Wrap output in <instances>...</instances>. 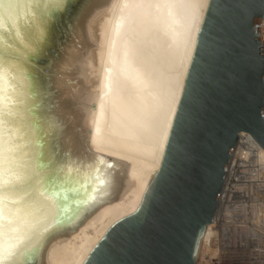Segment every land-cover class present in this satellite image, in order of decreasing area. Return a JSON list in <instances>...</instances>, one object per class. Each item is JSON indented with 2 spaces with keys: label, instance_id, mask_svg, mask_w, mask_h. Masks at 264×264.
<instances>
[{
  "label": "water",
  "instance_id": "water-1",
  "mask_svg": "<svg viewBox=\"0 0 264 264\" xmlns=\"http://www.w3.org/2000/svg\"><path fill=\"white\" fill-rule=\"evenodd\" d=\"M118 2L76 0L83 5L80 22L69 15L62 18L75 28V66L71 80H65L80 99L76 127L88 141L107 34ZM218 3L220 0L209 1L204 21ZM228 3L233 25L224 34L218 83L210 93L199 127L191 134L190 159L176 157L168 163L171 180L148 210L139 240H134L120 257L124 264H169L177 251L186 264H197L200 243L214 222L213 214L238 135L250 134L264 150V129L257 119V114L264 117V46L260 45L264 0ZM20 5L11 18L0 23V53L7 54V67L12 69L5 81L3 108L11 115L3 128L4 147L17 159H31L33 166H40L55 181L52 188L47 182L41 184L40 190L49 194L54 190L58 194L52 217L41 225L30 244L22 246V264H32L33 260L35 264H88L114 228L139 214L149 188L165 167V152L161 165L156 166L90 146L105 160L101 169L105 185H97L91 170L68 153H64L59 170L52 175L48 165L54 141L44 130L54 128L59 132L61 121L54 109L50 107L45 112L38 100L21 108L20 77L15 70L20 64H27L34 72L46 70V63L54 55L50 51L54 47L52 40L61 38L60 29L43 45V55L34 53L30 39L34 9L30 0H20ZM32 56H39V62L30 59ZM109 163L114 167L108 168ZM10 176L13 185L22 184L23 168L14 167ZM8 180L6 175L5 181ZM20 195L18 191L11 193L13 199ZM52 219L59 221L58 226L48 227Z\"/></svg>",
  "mask_w": 264,
  "mask_h": 264
},
{
  "label": "snow or ice",
  "instance_id": "snow-or-ice-1",
  "mask_svg": "<svg viewBox=\"0 0 264 264\" xmlns=\"http://www.w3.org/2000/svg\"><path fill=\"white\" fill-rule=\"evenodd\" d=\"M20 6V0H0V23L11 18L13 11ZM30 6L34 9L35 20L30 33L32 51L43 55V45L50 40L57 28L60 29L61 38L52 40L54 47L50 51L54 55L46 63V70L34 72L27 64L17 65L15 71L20 77L18 95L21 108L38 100L45 112L51 107L58 113L56 118L62 124L60 131L57 132L54 128L44 130L45 135L54 141L48 165L53 176L63 162L64 153H68L76 162L91 170L97 185H105L107 181L101 171L105 160L92 150L83 131L76 127L75 116L81 102L65 80L67 77L70 81L72 77L76 41L73 39L74 25L64 23L62 18L69 15L73 21L79 23L83 5H78L76 0H30ZM230 8L228 0H220V3L214 4L203 28L198 29V40L194 44L190 42L185 50L169 94L168 115L173 119L171 133L166 140L165 167L149 188L143 207L138 215L132 216L112 230L92 254L88 264H124L120 257L134 240H139L140 229L147 220L148 210L171 180L168 163L176 157L190 159L191 134L199 127L208 108L210 93L218 83V68L224 52V34L233 25ZM30 59H37L39 62V56H32ZM8 61L7 54L0 53V264H22V246L30 244L41 225L52 217L53 209L58 206V194L54 190L50 194L40 190L39 186L45 182L49 188L55 184L40 166H33L31 159H17L11 155L10 149L6 150L4 147L3 128L11 115L3 108L5 81L9 79V72L12 71L7 67ZM257 119L264 129V117L257 114ZM40 147L43 153V145ZM14 167L23 168L24 178L20 185L11 183L10 174ZM107 167L112 168L114 164L109 163ZM6 175L9 176L7 182ZM206 176L211 182V176L207 173ZM13 191L21 193L19 198H12ZM9 204L15 207H7ZM58 224V220L52 219L48 227L54 228ZM32 264H35V260ZM169 264L186 262L177 251Z\"/></svg>",
  "mask_w": 264,
  "mask_h": 264
},
{
  "label": "bare ground",
  "instance_id": "bare-ground-1",
  "mask_svg": "<svg viewBox=\"0 0 264 264\" xmlns=\"http://www.w3.org/2000/svg\"><path fill=\"white\" fill-rule=\"evenodd\" d=\"M209 1L119 0L106 39L90 146L161 165L173 119L171 86L186 48L197 41ZM237 147L219 202L238 194L234 180L243 168L264 165V150L250 134L241 133ZM212 235L209 225L198 264Z\"/></svg>",
  "mask_w": 264,
  "mask_h": 264
},
{
  "label": "built area",
  "instance_id": "built-area-1",
  "mask_svg": "<svg viewBox=\"0 0 264 264\" xmlns=\"http://www.w3.org/2000/svg\"><path fill=\"white\" fill-rule=\"evenodd\" d=\"M260 45L264 46V17L260 25ZM239 135L213 214L214 222L210 225L213 235L202 264H264V165L243 168L239 181L234 180L239 186L238 194L230 202H219L238 149ZM243 193L244 198H241Z\"/></svg>",
  "mask_w": 264,
  "mask_h": 264
}]
</instances>
